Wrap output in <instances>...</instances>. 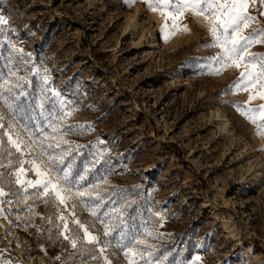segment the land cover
<instances>
[{
  "label": "rangeland",
  "instance_id": "374dc122",
  "mask_svg": "<svg viewBox=\"0 0 264 264\" xmlns=\"http://www.w3.org/2000/svg\"><path fill=\"white\" fill-rule=\"evenodd\" d=\"M261 11L250 4L245 35L264 28ZM0 16L1 133L9 147L19 137L23 181H43L38 168L68 189L63 203L25 191L9 175L20 164L0 163L14 190L0 184V264H87L85 228L100 264H264L262 90L234 88L245 69L214 59L202 17L185 14L177 23L191 31L176 34L169 19L166 39L165 17L143 0H0ZM12 203L32 211L15 215L22 230ZM129 242L142 256L124 255Z\"/></svg>",
  "mask_w": 264,
  "mask_h": 264
},
{
  "label": "snow or ice",
  "instance_id": "6c2138e0",
  "mask_svg": "<svg viewBox=\"0 0 264 264\" xmlns=\"http://www.w3.org/2000/svg\"><path fill=\"white\" fill-rule=\"evenodd\" d=\"M130 3H134L135 0H129ZM149 8V10L154 12H159L162 17H165V38H168L167 29L169 28L168 20L171 19V29L172 34L177 32H190L187 24L180 25L177 21L185 16V14H191L193 17H202L206 21L208 26V31L213 37L212 47L220 49L221 54L215 57L217 61L221 63L224 68L235 66L237 68L243 66L245 71L241 73L243 78L241 81L234 85V88L239 90L241 84L244 85V90H247L249 86L256 87L259 84L260 98L264 99V56L251 55L249 49L256 44H264V28H256L250 34L245 35V30L248 29L256 21V17L249 14L250 4L254 5L256 0H143ZM260 3L264 5V0H260ZM261 15H264V11H261ZM0 24H7V20L0 16ZM22 51V50H19ZM245 57H249L245 61ZM259 66V67H257ZM46 71V70H45ZM219 70H217L218 72ZM45 81L49 79L44 77ZM255 98V97H252ZM9 107H11L9 105ZM243 115H245L253 124L257 123L255 118L256 110H252V114L248 110L241 109ZM261 117L264 118V105H261L260 109ZM66 115H71L67 113ZM3 116H0V120ZM3 127V125H0ZM258 135H264V126L257 124ZM71 130V129H69ZM8 142L12 144L14 148L19 152L21 151L19 137L13 139L9 136ZM67 143V141H64ZM49 147H52L49 145ZM56 147H59L57 143ZM0 148H3V141H0ZM49 160H55L56 157L49 155ZM25 162H20V167L9 175L15 176V183L36 187L40 185L43 188V195L52 193V195L63 203L64 197L63 193L68 191L65 187L60 184V179L48 178L46 173H42L37 168L36 175L44 177L43 181L40 180H28L23 181L21 179L25 170L23 164ZM31 163H35L34 161ZM63 171L62 178L67 181L69 178V172ZM3 187H0V196L4 195ZM84 193L78 192L77 195H83ZM95 214V213H93ZM77 223H79L77 221ZM81 227H83L81 225ZM85 236L88 243L97 242V238L93 236L88 230L84 229ZM105 234H108V226H105ZM68 239V237H65ZM70 243L73 247H76V241L71 240ZM143 243V241H135V244ZM124 248V245H119ZM141 255L142 253H137L135 250L134 243L129 242L126 246L124 255L130 257L133 255ZM199 260V257L196 258ZM131 264V262H130Z\"/></svg>",
  "mask_w": 264,
  "mask_h": 264
},
{
  "label": "trees",
  "instance_id": "16d2710c",
  "mask_svg": "<svg viewBox=\"0 0 264 264\" xmlns=\"http://www.w3.org/2000/svg\"><path fill=\"white\" fill-rule=\"evenodd\" d=\"M0 137L3 139V148H0V163L1 164H5L8 162L14 163L12 165V168H15L17 166H19L20 162H21V156L18 153V151L16 150V148L14 147H9V144H7L6 138L3 136V134L1 133L0 130ZM11 168V167H9ZM6 176H8V171L6 170L2 176H0L1 178H5ZM9 181V180H8ZM0 184H3L7 189H11L10 194L8 195L9 198L14 194V190L12 189L11 186V182L9 183H3L2 181H0ZM30 193H33V191H30ZM13 204V203H12ZM13 206L19 207L17 203H14ZM20 209V210H19ZM18 211L16 210H7L8 212V217L9 219L16 224L17 226L21 228V225L17 222V217L15 215L17 214H23L24 216H28L32 211L31 210H25L19 207ZM55 221H51V223L49 224V226L46 228L45 230V245L48 249V251L54 255L55 253V246L56 244H58L59 242V235H58V231H55L53 234L51 233L50 230H55ZM80 229L78 228V232L81 233V231H79ZM63 243H66L65 241ZM85 248H86V253H85V257H84V261L87 264H100V258L95 257V254L99 255V250H98V244L95 243H83ZM78 252V249L73 251V254H76ZM75 255H71L69 256V258H67L68 263L67 264H75L73 261Z\"/></svg>",
  "mask_w": 264,
  "mask_h": 264
},
{
  "label": "bare ground",
  "instance_id": "6f19581e",
  "mask_svg": "<svg viewBox=\"0 0 264 264\" xmlns=\"http://www.w3.org/2000/svg\"><path fill=\"white\" fill-rule=\"evenodd\" d=\"M130 20H132V18H131ZM47 208H48L49 210H51V209H52V206H51V205H48ZM5 227H6L7 229H10V228H11V226H10L8 223L5 224ZM12 234H13L15 237H18V236H17V233H16L15 231H13Z\"/></svg>",
  "mask_w": 264,
  "mask_h": 264
},
{
  "label": "water",
  "instance_id": "95a60500",
  "mask_svg": "<svg viewBox=\"0 0 264 264\" xmlns=\"http://www.w3.org/2000/svg\"><path fill=\"white\" fill-rule=\"evenodd\" d=\"M48 216H49V213H48Z\"/></svg>",
  "mask_w": 264,
  "mask_h": 264
}]
</instances>
